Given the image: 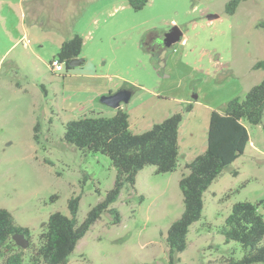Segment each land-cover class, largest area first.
Wrapping results in <instances>:
<instances>
[{"label": "rangeland", "instance_id": "374dc122", "mask_svg": "<svg viewBox=\"0 0 264 264\" xmlns=\"http://www.w3.org/2000/svg\"><path fill=\"white\" fill-rule=\"evenodd\" d=\"M13 1L26 7L33 0L0 1V208L29 229L28 245H37L52 212L70 215L72 196H79L80 223L112 187L116 170L108 156L63 139L65 122L81 113L68 106L64 110L62 79L49 71L59 47L52 38L28 32L32 49L25 48ZM35 1L39 28L57 31L68 22L79 29L81 52L89 60L84 69L76 66L77 72L102 73L112 89L131 91L119 106L129 115L131 132L182 113L177 168L156 173L146 165L139 170L133 188L124 185L110 206L120 221L103 211L66 264H169L166 231L183 211L178 181L187 172L185 163L206 148L211 110L223 112L229 99L243 98L264 76L263 69L253 68L264 59V0H240L233 13L226 11L229 0H148L138 10L127 0ZM31 23L27 13L25 27ZM174 25L182 36L167 48L163 36ZM244 124L249 132L244 152L204 191L201 216L190 225L187 245L174 254L172 264L241 258V245L225 241L221 233L231 206L258 203L264 216V118L257 125ZM23 250L22 264H29L31 246Z\"/></svg>", "mask_w": 264, "mask_h": 264}, {"label": "trees", "instance_id": "16d2710c", "mask_svg": "<svg viewBox=\"0 0 264 264\" xmlns=\"http://www.w3.org/2000/svg\"><path fill=\"white\" fill-rule=\"evenodd\" d=\"M135 10L141 9L148 0H127ZM240 0H229L226 11L233 13ZM83 47L80 34L74 33L65 39L53 56L64 63L79 57ZM159 55L154 54L155 61ZM254 69L264 70V59L253 64ZM192 105L187 106L190 110ZM129 115L121 107L112 116H81L64 124L63 139L84 151L99 152L109 157L116 170L112 187L105 197L92 206L85 218L77 223L76 214L79 196L68 200L69 216L59 211L52 212L38 235V243L30 244L32 252L29 264H66L78 240L87 232L100 214L109 210L114 222L120 221L119 212L111 208L124 185L133 188L135 176L146 165H153L156 173L172 172L178 166V128L181 112H174L164 120L154 123L149 129L133 133L129 129ZM264 118V76L252 85L244 97L238 96L226 102L223 112L211 110L207 129L205 150L186 162L178 185L182 193L183 211L166 231L169 264L174 254L185 249L190 225L198 220L203 208V193L245 150L249 132L244 121L257 125ZM38 124L34 126L37 138ZM236 173V172H235ZM23 233L29 238V229L19 225L10 212L0 208V259L1 264H22L23 248L13 240L14 233ZM225 241H236L243 248L239 259L224 258L222 264H264V216L258 203L235 202L225 217L221 229Z\"/></svg>", "mask_w": 264, "mask_h": 264}, {"label": "crops", "instance_id": "0c3cea01", "mask_svg": "<svg viewBox=\"0 0 264 264\" xmlns=\"http://www.w3.org/2000/svg\"><path fill=\"white\" fill-rule=\"evenodd\" d=\"M12 3L16 5L13 10L18 12L21 18V25L23 26L24 31L23 35L21 36L26 38V42L24 43L25 48L32 49L28 42V32L31 36L36 38H52L58 47H60V44L65 39L72 36L74 33H78L79 29L75 27V24L68 22L65 23L62 29H58L57 31H54V29H46L44 27L39 28L38 20L35 19V17H37L35 10L38 6L35 0H33L31 4L27 5L26 7L16 1H13ZM27 13L29 16H31L32 26H27L26 28L25 24ZM28 28H30V31ZM19 40L20 38H16L14 44H18ZM79 57L84 58L83 63L79 65L81 69H84V64H87L89 57L85 54H82V52ZM90 60L93 61V57H90ZM75 69V67L66 68L64 65L63 70L56 71L49 67V71L53 77L62 79L61 94L63 98L62 106L64 110L69 111V109L65 107H71V110H76L81 113L79 117L112 116L115 113L116 108H112L101 103L99 98L102 94L115 92L117 89L123 87L118 86L115 89H112L111 85L108 83L109 80L104 74L90 71L77 72ZM74 78L78 80L76 81ZM70 80L74 81L75 83H69Z\"/></svg>", "mask_w": 264, "mask_h": 264}, {"label": "water", "instance_id": "95a60500", "mask_svg": "<svg viewBox=\"0 0 264 264\" xmlns=\"http://www.w3.org/2000/svg\"><path fill=\"white\" fill-rule=\"evenodd\" d=\"M182 36L181 29L174 25L172 26L163 36V44L165 47L169 48L174 43L180 40ZM84 58L74 57L69 60L68 65L70 67H76L83 63ZM131 91L127 88H119L115 92H108L102 94L99 98V101L109 107L118 108L121 102H127L130 98ZM13 240L21 248L28 246V240L26 239L23 233L16 232L13 235Z\"/></svg>", "mask_w": 264, "mask_h": 264}, {"label": "built area", "instance_id": "2783aa9c", "mask_svg": "<svg viewBox=\"0 0 264 264\" xmlns=\"http://www.w3.org/2000/svg\"><path fill=\"white\" fill-rule=\"evenodd\" d=\"M49 67L56 71L63 70L64 63L58 60L57 58H52L49 62Z\"/></svg>", "mask_w": 264, "mask_h": 264}, {"label": "flooded vegetation", "instance_id": "af4514ba", "mask_svg": "<svg viewBox=\"0 0 264 264\" xmlns=\"http://www.w3.org/2000/svg\"><path fill=\"white\" fill-rule=\"evenodd\" d=\"M162 43H163V40H162ZM164 45V44H163ZM148 47H150L149 45H148Z\"/></svg>", "mask_w": 264, "mask_h": 264}]
</instances>
